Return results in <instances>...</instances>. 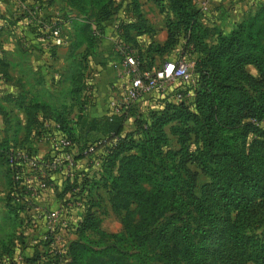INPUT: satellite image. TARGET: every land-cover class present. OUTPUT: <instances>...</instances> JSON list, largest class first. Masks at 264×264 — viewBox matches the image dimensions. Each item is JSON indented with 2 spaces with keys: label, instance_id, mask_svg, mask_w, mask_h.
I'll return each instance as SVG.
<instances>
[{
  "label": "trees",
  "instance_id": "16d2710c",
  "mask_svg": "<svg viewBox=\"0 0 264 264\" xmlns=\"http://www.w3.org/2000/svg\"><path fill=\"white\" fill-rule=\"evenodd\" d=\"M61 1L76 15L73 46L86 45L77 55V92L82 85L81 70L97 41L96 32L104 34L108 25L114 32L119 22L126 43L137 45L136 36H151L138 0H130L128 5L114 0ZM155 1H166L171 17L165 19V43L154 45L147 40L146 56H162L174 50L180 38L184 39L180 55L195 56L193 72L198 77L193 107L178 105L155 112L145 130L139 124L136 131L127 134H122L126 115L90 120L80 115L82 125L77 135L65 116H55L53 123L80 145L75 159L86 158L89 168L94 167L95 160L100 161L102 185H108L112 193L119 191L144 220L115 236L117 243L96 252L85 233L105 235L98 230L100 221L91 212L96 202H87L77 239L69 246V264H89L91 256L103 253L107 256L105 264H151L146 257L151 237L147 221L161 212L170 213L154 236L161 245L163 260L171 259V251L178 248V235L185 233L182 261L186 264H208L209 257L213 264H264V238L248 234L264 224V7L228 34L217 33L215 44L209 45L205 41L208 31L192 9L193 0ZM123 13H131L132 19L125 20ZM249 65L256 68L258 77L246 71ZM39 108L46 111L45 106L37 105L25 109L28 125L34 124L33 113ZM171 123L178 124L171 128V134L178 138L179 148L163 153L164 129ZM43 125L44 133L52 131L49 124ZM82 132L83 136L79 135ZM193 138L200 143L194 151L187 146ZM88 147L92 151L87 152ZM9 155L7 146L1 145L0 162L7 164V176L15 185L16 165L10 164ZM53 160L51 151L40 163L51 166ZM191 165L208 179L201 187L200 198L195 196L198 173L190 169ZM61 176L60 194L75 199L84 198L87 186L100 183L92 180L89 184L85 172ZM51 184L47 180L46 188ZM142 184L149 185L150 190ZM51 243L52 237L48 236L43 244Z\"/></svg>",
  "mask_w": 264,
  "mask_h": 264
},
{
  "label": "crops",
  "instance_id": "0c3cea01",
  "mask_svg": "<svg viewBox=\"0 0 264 264\" xmlns=\"http://www.w3.org/2000/svg\"><path fill=\"white\" fill-rule=\"evenodd\" d=\"M152 1L156 6L166 5V14H163L162 7L160 14L171 17L166 1ZM206 1L210 6L214 4L216 9L205 12L203 6ZM206 1L193 0L192 9L198 14L199 24L208 31L205 41L209 45L215 44L217 33L228 34L238 23L264 7V0H252L250 4L244 0ZM138 2L146 27L151 30V36H148L150 41L154 45H163L167 39L165 18L160 23L150 22L142 12L141 1ZM223 2L227 5L222 7ZM129 3L130 0H123L122 4ZM60 4L61 0H0V146H7L10 155L19 157L23 180L22 187L16 189L7 176V164L0 162V185L3 189L0 192V230H3V235L0 234V263L54 264L56 261L55 264H66V240L77 239L76 231L83 222L87 202H96V206L91 209L95 216L105 202V186L100 181L103 173L100 169L89 168L86 158L77 160L79 166L74 172L78 175L85 172L89 184L92 180L100 183L94 187L87 186L83 199L60 194L63 178L61 175L71 177L72 173L66 176L69 173L63 169H53L48 164L40 163L51 152L50 144L42 140L43 123L45 126L53 123L55 116L61 113L77 135L82 125L80 115L87 120L106 117L109 91L116 83L112 70V63L115 61L112 47L114 32L108 25L104 34L96 32L97 41L93 50L97 51L101 41L108 43V48L101 49L104 52L102 54L94 53L97 54L95 56L91 53L93 56L87 57L85 69L81 70L82 85L79 92L76 91L75 81L79 72L76 67L79 60L77 55L85 50L86 45L79 48L73 46L76 42L73 28L76 15L66 4L63 5L64 11L61 13ZM122 16L125 20L132 19L131 13H123ZM92 29L95 27L92 26ZM54 30L60 31L58 37L52 36ZM63 55V60L67 63L61 72L57 62ZM164 60L171 58L166 57ZM90 68L93 70L89 79L97 78L93 84L86 83ZM245 69L251 76L258 77L255 67L249 65ZM62 84L67 85L63 103L60 104L58 100L48 101L45 95H57ZM33 105L45 106L47 109L44 108L45 112L41 108L37 109L33 113L34 124L28 125L25 109ZM150 105L149 101L138 103V107ZM82 106L84 110L80 111ZM75 108L77 113L74 115ZM86 108L89 112L83 113ZM48 112L51 115L46 114ZM83 134L82 132L79 135ZM79 146L74 143L75 155L78 154ZM26 157L40 165L31 169ZM41 178L52 184L42 191L40 198L32 200L28 188ZM57 210L61 214V221L55 228L52 243L44 245L40 242V236L45 233L46 227L38 219V214ZM70 225L75 227L71 234L68 229ZM63 237L68 239L63 240L65 244L62 246L60 239ZM17 257H21L22 262Z\"/></svg>",
  "mask_w": 264,
  "mask_h": 264
},
{
  "label": "built area",
  "instance_id": "2783aa9c",
  "mask_svg": "<svg viewBox=\"0 0 264 264\" xmlns=\"http://www.w3.org/2000/svg\"><path fill=\"white\" fill-rule=\"evenodd\" d=\"M119 22L115 23L114 34L112 35V47L115 61L112 63V70L115 74L114 88L109 91L108 113L106 117H121L130 110L140 112H159L173 106L184 105L193 107L195 89L198 84V77L193 72V65L186 57H178L175 60H165L156 64L148 60L145 52V42L149 40L147 35L135 37L137 45L126 43L123 31L118 28ZM60 32L55 30L52 36L58 37ZM148 62V63H147ZM148 64V65H147ZM140 101H149L148 107H138ZM125 116V117H126ZM52 131L42 134V140L50 144L54 160L53 169H63L70 174L78 169L75 159L74 143L62 132L59 125L49 124ZM92 151L88 147L87 152ZM23 158V157H20ZM28 167L35 169L40 164L27 157ZM9 162L13 166V180L16 189L22 187V176L20 160L17 155H9ZM101 162L94 161V168L100 169ZM47 187V179H38L35 184L28 188L30 199H38L43 190ZM15 189V190H16ZM60 212L50 211L38 214V219L46 227V231L40 240L45 243L48 236L53 237L55 228L60 223ZM69 216V215H68ZM69 234L74 233L75 227L69 226ZM67 230V228H66ZM17 260L22 262L21 257ZM6 264V263H0Z\"/></svg>",
  "mask_w": 264,
  "mask_h": 264
},
{
  "label": "rangeland",
  "instance_id": "374dc122",
  "mask_svg": "<svg viewBox=\"0 0 264 264\" xmlns=\"http://www.w3.org/2000/svg\"><path fill=\"white\" fill-rule=\"evenodd\" d=\"M118 1H120V4L123 3V0H115V3L119 4ZM140 1L142 5V12L144 13L145 16L148 17V19H150V22L153 21L154 23H158V22L160 23L162 22L163 18L165 19L167 18L166 15L160 14L161 7H162L163 14H166V9H167L166 5L156 6L152 0H140ZM201 1H204V0H201ZM244 1L250 4V1L252 0H244ZM64 4L65 3L61 1V4H60L61 13H62V10L64 11V6H63ZM226 5H227L226 2L222 3V7ZM203 8L205 12H208V11L212 12L214 9H216V6L214 4H211L210 6V3L206 1V4L205 6H203ZM99 44L100 45L97 51L93 50L92 52L93 54L94 53L102 54L104 52L101 49L108 48V43L101 41L99 42ZM183 45H184V39L180 38L177 47L171 53L164 54L162 56L154 55L153 59H149L148 57L147 58L149 61L154 62L156 64H160L163 61H165L164 59L166 57L171 58V60L172 59L175 60L176 58L181 57L180 54L182 53ZM93 54H91L90 57H92ZM94 55L97 56V54H94ZM184 57H186L191 62V64L194 66L195 56L187 54ZM63 59H64V55L60 57L57 62V67L59 71L61 72L64 71L66 63H67V61ZM90 69H91V72L88 74V79L86 83L93 84L95 83V80L97 78L95 79L93 77L89 79V76L92 74L93 68H90ZM62 83L65 84V82H62ZM66 86L67 85L64 86L63 84L59 86L58 91H60V93H57V95L55 94H53V96L45 95L46 99L51 102L53 101L57 102L58 100L59 103L62 104L63 99L66 97V96L64 97V94H66V89H65ZM88 112L89 110L86 108V111L83 113H88ZM76 113H77V109L75 108L73 109V114L75 115ZM154 113L155 112L153 110L146 111V112H140V113L136 110H130L126 116L122 134L132 133L136 131L137 126L139 124H141V127H142L141 129L145 130L149 126V124L152 122ZM263 124L264 122L262 123V126ZM176 126H178L177 123H171L167 125L164 129L165 134H166V142L161 147L163 153H165L167 150L176 151L179 148L178 138L171 134V128L176 127ZM187 146L189 150L194 151L195 149H197L198 146H200V143L199 141H196L193 138L191 141L187 143ZM190 169L198 173V178H197L198 186L195 190V196L197 198H200L202 195L201 187L208 182V179L206 176H204L200 172V170L195 165H191ZM142 187L145 190H150V186L147 184H142ZM0 192L1 193L3 192V189H1V185H0ZM169 216H170V213L161 212V213L154 215L151 219L147 221L149 231L151 232V237L149 238L147 246H146V250H147L146 257H147V260L151 264H186L185 262L182 261L184 245H186L185 233H180L178 235V237L180 238V240L178 241V248L176 251H171V259L166 260V261L162 259L161 245L157 244L154 240L155 233L159 231V229L161 228L163 223L168 219ZM96 218L100 221L98 230L101 231L105 236H102L100 235V233H97L95 231L86 232L84 235L89 241H91V243L93 244L94 250L96 252L103 251L105 246L113 242L117 243L118 240H115L114 237L121 233L123 234L126 228H132L134 226H138L144 223V220L141 217L139 211L136 209V206L133 203L126 201L122 197L119 191H116V192L113 191V193L110 192V188L108 185H105L104 205L100 206L99 213L98 215H96ZM0 234L3 235V230L2 231L0 230ZM248 234H256L264 238V224L255 230H249ZM65 238L66 237H63V239H60L62 246L65 244V242L63 241L65 240ZM70 239H73V240H66V245L68 246L66 249H64V255L65 253L68 254L69 246L75 240L74 238H70ZM168 249L172 250V242L169 244ZM67 258H68V261L66 264H69L70 256L67 255ZM105 260H107V256H105V253H103L102 255L95 254L91 256L88 263L89 264H105ZM207 263L213 264V260L211 257L207 258Z\"/></svg>",
  "mask_w": 264,
  "mask_h": 264
}]
</instances>
